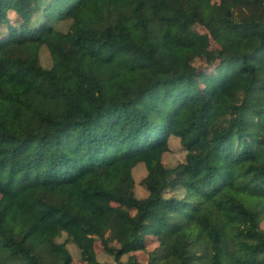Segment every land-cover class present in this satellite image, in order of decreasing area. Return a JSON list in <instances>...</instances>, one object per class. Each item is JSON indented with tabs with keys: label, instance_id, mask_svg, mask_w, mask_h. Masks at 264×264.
I'll return each instance as SVG.
<instances>
[{
	"label": "trees",
	"instance_id": "1",
	"mask_svg": "<svg viewBox=\"0 0 264 264\" xmlns=\"http://www.w3.org/2000/svg\"><path fill=\"white\" fill-rule=\"evenodd\" d=\"M203 1L0 0V264H264V0Z\"/></svg>",
	"mask_w": 264,
	"mask_h": 264
},
{
	"label": "rangeland",
	"instance_id": "2",
	"mask_svg": "<svg viewBox=\"0 0 264 264\" xmlns=\"http://www.w3.org/2000/svg\"><path fill=\"white\" fill-rule=\"evenodd\" d=\"M218 0H204V6L211 7L214 6L217 3ZM12 18H14V14L12 13L10 15ZM193 29L197 31L204 40V46L207 50H213L215 48V43L211 36H209L208 32L200 25L195 24L193 25ZM226 51V49H224ZM228 51V50H227ZM192 62L198 64L202 63L203 61V53L199 50H195L190 53L189 55ZM43 63L46 64V57L43 56L42 58ZM211 71L222 72V68L219 66L214 67L211 69ZM201 81L203 84H207V81H205V78L202 77ZM184 150L182 148V145L179 143V141L176 138H172L170 140V149L167 151L163 156V161L167 165L176 164L178 161L182 160L184 158ZM144 175V169L137 167L134 171V176L136 179V189L137 194L142 195L143 188L140 186V179ZM8 200V197L5 195L0 194V204L5 203ZM261 228L264 230V221L261 223ZM158 245V240L150 235L146 236L144 248L138 249L136 251H133L129 254H125L121 256L120 260L122 262H126L129 255H134L136 260L139 262L146 263L149 259V253L152 251L156 246ZM68 247L70 248V251L72 253V262L71 264H86V261L81 258L79 253L73 248V245L71 243H68ZM94 251L96 254L97 259L103 263V264H116L114 257L105 251L103 248V245L99 240L95 241L94 243Z\"/></svg>",
	"mask_w": 264,
	"mask_h": 264
}]
</instances>
